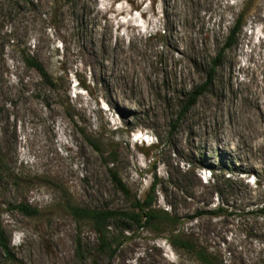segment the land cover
<instances>
[{
  "label": "rangeland",
  "instance_id": "1",
  "mask_svg": "<svg viewBox=\"0 0 264 264\" xmlns=\"http://www.w3.org/2000/svg\"><path fill=\"white\" fill-rule=\"evenodd\" d=\"M154 183L156 207L222 264H264L251 213L264 202V0H0V226L14 264H77V235L88 264H197L167 229H131L99 254L66 208L128 210Z\"/></svg>",
  "mask_w": 264,
  "mask_h": 264
},
{
  "label": "trees",
  "instance_id": "2",
  "mask_svg": "<svg viewBox=\"0 0 264 264\" xmlns=\"http://www.w3.org/2000/svg\"><path fill=\"white\" fill-rule=\"evenodd\" d=\"M238 30L239 21L230 31V35L227 38L230 41L226 42L221 48L220 54L212 59V65L208 72V80L211 79L215 68L218 66L221 54L231 47L232 43L230 42L234 40ZM24 61L26 66L34 69L45 83L52 86V81L49 75L35 58L26 54V56H24ZM202 87L203 86H200L189 93L186 102H184L181 107L178 119H181L183 114L195 104L197 98L203 92ZM112 156L114 155L112 154ZM110 159H112L110 160L111 163L115 161L114 158ZM107 170L116 191L122 193L126 198H130L128 189L119 178L113 166L109 167ZM155 188L156 184L154 183L151 185L150 191L146 197L142 200L133 198L130 201V208L128 210L90 209L82 208L73 204H68L66 208L75 220L86 222L91 226L97 237L98 246L96 252L99 254H108L109 256H112L115 249L121 243L120 240L114 242V237L120 236L124 239V233L129 232L131 229H143L156 232L167 229L170 234L168 240L170 245L173 248L192 256L197 264H222L219 255L214 251H210L209 248L201 243L199 238L194 236L191 231L178 228L181 220L179 216L170 212L168 209L156 207V202L154 200ZM15 209L20 214L27 217H33L39 214L38 208L30 207L26 204H18L15 206ZM220 213H222L220 208H217L212 212L215 216H220ZM251 213H254L257 217L264 220V202L261 205L256 206ZM201 214L202 213H198L196 216ZM0 250L3 256L2 264H14L17 262L16 255L9 247L8 240L1 226ZM74 256L77 264H88L85 259V250L80 235H77L75 238ZM90 264L98 263L93 260Z\"/></svg>",
  "mask_w": 264,
  "mask_h": 264
}]
</instances>
